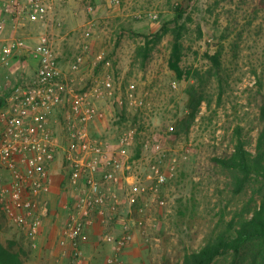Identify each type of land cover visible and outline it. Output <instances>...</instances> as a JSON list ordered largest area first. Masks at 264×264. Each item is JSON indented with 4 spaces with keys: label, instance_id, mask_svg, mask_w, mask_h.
<instances>
[{
    "label": "rangeland",
    "instance_id": "rangeland-1",
    "mask_svg": "<svg viewBox=\"0 0 264 264\" xmlns=\"http://www.w3.org/2000/svg\"><path fill=\"white\" fill-rule=\"evenodd\" d=\"M28 1L0 2L4 22L0 50L13 39L25 41L23 50L12 55L8 63L0 62V83L4 84L0 109L10 88L34 75L37 62L31 50L42 33L50 36L65 69L88 44L86 61L78 73L84 83L91 86L95 79L111 74L117 94L125 95L126 87L134 83V94L150 103L137 113L114 106L107 98L96 100L95 106L105 115L92 125L93 136L115 145L124 130L137 124L139 130L129 149L130 156L139 159L150 153V149H143L146 141L161 143L169 154L164 168L170 171L173 164L175 167L160 187L163 206L151 199L155 197L153 193L130 191L126 184L115 189L117 202L111 203L114 208L83 231L81 264L181 263L187 251L199 249L233 218L238 222L241 210L255 195L260 202L262 194L256 182L234 195L228 186V172L215 159L231 155L237 127L249 139L248 149L253 153L256 150L260 107L264 105V0L184 3L187 12L179 21L185 26L182 65L201 71L206 77L207 93L189 133L177 139L172 138L170 127H175L187 113V89L196 79L190 76L178 80L169 68L172 33L162 34V29L175 19L176 6L182 0H120L119 4L112 0H43L48 6L47 17L35 21L28 20L23 10ZM88 31L90 35L86 37ZM156 33H161L162 38L143 67L138 49L147 36L154 39ZM217 51L222 54L223 65L218 74L212 72L211 76L208 70L213 63L210 65L208 55ZM101 52L104 58L98 61ZM58 134L63 139L62 132ZM183 150H188L187 159L181 155ZM63 163L60 152L53 172L56 186L48 196L51 212L35 241L10 222L0 200V244L20 242L29 252L26 264L71 263L69 256L62 254L60 237L67 218L64 205L73 203L77 191L68 186ZM146 163L143 159L137 161L136 172L146 173ZM146 203L147 212L139 213V207ZM124 239L125 244H119ZM230 260L229 256L218 257L213 264H227Z\"/></svg>",
    "mask_w": 264,
    "mask_h": 264
},
{
    "label": "built area",
    "instance_id": "built-area-1",
    "mask_svg": "<svg viewBox=\"0 0 264 264\" xmlns=\"http://www.w3.org/2000/svg\"><path fill=\"white\" fill-rule=\"evenodd\" d=\"M2 2V0H0ZM23 9L28 20H45L48 6L43 0H29ZM120 0H112L119 4ZM4 22L0 18V30ZM90 35L88 31L86 37ZM25 47L23 39H13L0 50V62ZM88 44H84L72 65L63 68L50 36L42 33L31 50L36 60V70L28 81H19L6 93L5 104L0 109V200L16 228L24 231L32 241L41 233L44 219L50 214L48 196L54 187V165L61 152L67 184L77 191L73 203L64 205L67 218L61 231L62 254L69 256L70 264H81L83 251L80 240L84 229L105 215L117 202L115 189L119 185L128 190L151 194L159 206L165 205L160 187L173 174L175 167L166 171L167 150L161 143H144L151 150L139 159L129 154L139 130L137 124L124 130L115 145L93 136L92 125L104 118V110L95 101L107 98L114 106L140 113L150 106L145 97L134 94L136 85L130 83L126 94H117L115 79L111 74L95 79L88 86L78 76L86 61ZM104 52L97 55L102 61ZM4 84L0 83V90ZM170 130H174L171 126ZM62 132L63 139L59 134ZM188 150L182 151L184 159ZM147 164L146 173L136 172L137 161ZM176 162V158L172 160ZM169 172V173H168ZM148 204L139 207L147 212ZM111 240V238H109ZM119 240V244H125ZM35 245V244H34ZM59 264V263H57Z\"/></svg>",
    "mask_w": 264,
    "mask_h": 264
},
{
    "label": "trees",
    "instance_id": "trees-1",
    "mask_svg": "<svg viewBox=\"0 0 264 264\" xmlns=\"http://www.w3.org/2000/svg\"><path fill=\"white\" fill-rule=\"evenodd\" d=\"M192 0H182L176 6L175 19L168 21L162 29V34L172 33L168 66L175 73L178 80H184L190 76L196 82L187 89L188 103L187 113L179 118L174 130L171 131L173 139H177L182 133L188 134L191 125L195 121L202 102L206 99V80L199 69H186L182 65L185 54L184 24L179 23L186 14L184 3ZM174 27H169L171 23ZM161 33L154 34L155 38L146 37L145 44L140 46L137 55L141 58V64L145 67L151 57L156 44L162 38ZM210 65L208 70L218 74L222 62V54L217 51L214 55H208ZM213 68V71H212ZM260 129L258 131L255 152L248 149L249 139H245L242 128L235 129L236 142L231 155L216 158V164L220 165L229 174V188L234 195L246 191L253 182L259 184V193L262 194L260 202L258 198L246 204L241 210V218L237 222L233 218L223 230L215 235H210L204 244L197 250L187 251L182 257L181 263L176 264H213L218 257L231 258L227 264H264V105L260 107ZM259 196V195H258ZM255 204L254 206H251ZM29 257L28 250L16 240L7 245L0 244V264H26ZM165 264H172L169 260Z\"/></svg>",
    "mask_w": 264,
    "mask_h": 264
},
{
    "label": "crops",
    "instance_id": "crops-1",
    "mask_svg": "<svg viewBox=\"0 0 264 264\" xmlns=\"http://www.w3.org/2000/svg\"><path fill=\"white\" fill-rule=\"evenodd\" d=\"M62 66H63V68H65L64 65H62ZM54 182H55V183H54V186H56V180H55ZM55 188H56V187H55ZM53 189H54V187H53Z\"/></svg>",
    "mask_w": 264,
    "mask_h": 264
}]
</instances>
